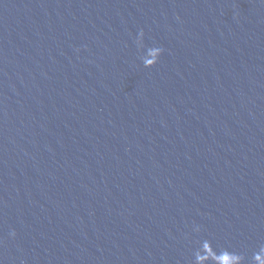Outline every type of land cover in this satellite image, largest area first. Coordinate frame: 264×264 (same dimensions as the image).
<instances>
[{
    "label": "water",
    "instance_id": "water-1",
    "mask_svg": "<svg viewBox=\"0 0 264 264\" xmlns=\"http://www.w3.org/2000/svg\"><path fill=\"white\" fill-rule=\"evenodd\" d=\"M0 264H264V0H0Z\"/></svg>",
    "mask_w": 264,
    "mask_h": 264
}]
</instances>
